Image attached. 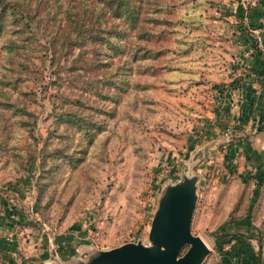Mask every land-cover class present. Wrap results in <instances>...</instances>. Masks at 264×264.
<instances>
[{
    "label": "rangeland",
    "instance_id": "rangeland-1",
    "mask_svg": "<svg viewBox=\"0 0 264 264\" xmlns=\"http://www.w3.org/2000/svg\"><path fill=\"white\" fill-rule=\"evenodd\" d=\"M176 2L172 50L162 68L159 58L140 62L143 73L132 75L113 115H95L106 126L91 140L55 123L53 105L76 89L70 93L65 82L56 87L46 56L34 55L41 65L38 80L21 81L15 89L1 83L0 141L6 151L0 150V221L7 218L0 228L7 239L0 246L2 264L17 263L8 253L21 264H81L89 250L148 244L159 190L193 174L198 183L191 231L209 247L200 264H264V144L257 132L263 129L212 126L221 120L211 111L225 90L235 95L239 89L221 80L226 57L211 47L234 42L235 18L241 10L243 18L261 10V1ZM256 16L252 26H264V13ZM227 30L232 34L225 36ZM19 88L34 90L27 105L36 118L31 129L18 126L16 111L4 108L5 102L20 103ZM57 151L81 159L67 161Z\"/></svg>",
    "mask_w": 264,
    "mask_h": 264
},
{
    "label": "trees",
    "instance_id": "trees-1",
    "mask_svg": "<svg viewBox=\"0 0 264 264\" xmlns=\"http://www.w3.org/2000/svg\"><path fill=\"white\" fill-rule=\"evenodd\" d=\"M177 4L176 0H0V67L4 69L0 85L9 83L15 89L21 81L38 80L41 65L33 58L46 56L56 87L65 82L70 93L76 91L73 96L64 94L57 108L53 105L55 123L91 140L106 126L104 118L95 115H113L131 87L132 75L143 73L140 62L159 58L160 63L172 50L168 41L177 23ZM40 36L47 42H39ZM17 94L24 97H17L20 103L5 102L4 108L16 111L18 126L31 129L36 118L27 105L34 90L19 88ZM4 145L0 141V150L6 151ZM67 155L55 152L67 161L81 159Z\"/></svg>",
    "mask_w": 264,
    "mask_h": 264
},
{
    "label": "water",
    "instance_id": "water-1",
    "mask_svg": "<svg viewBox=\"0 0 264 264\" xmlns=\"http://www.w3.org/2000/svg\"><path fill=\"white\" fill-rule=\"evenodd\" d=\"M197 183V175H183L159 190L148 234L150 243L127 241L108 249L89 250L88 258L79 263L200 264L209 247L191 231Z\"/></svg>",
    "mask_w": 264,
    "mask_h": 264
},
{
    "label": "crops",
    "instance_id": "crops-1",
    "mask_svg": "<svg viewBox=\"0 0 264 264\" xmlns=\"http://www.w3.org/2000/svg\"><path fill=\"white\" fill-rule=\"evenodd\" d=\"M260 4H262L261 10L253 11V15L248 12L249 17L243 18L242 15L245 13L242 10L237 15L235 19L238 24L234 27L236 31L233 32L234 37L229 39L234 42L229 43V46L212 45L211 47L213 50L219 47V51L226 57V61L223 60V62L227 71H223L224 76L220 77L221 80L230 83L231 87L239 88L237 92L235 91V95H232L230 89L227 92L224 89L225 92L218 96L222 100L220 104H217L219 102L213 98L215 103L211 111L221 120L213 121L215 124L212 126H236L243 128L246 132L263 129L257 132L261 133V141L264 144V26H252L253 18L257 19L258 13L261 15L264 13V0ZM260 20L259 24H264V16H261ZM224 34L228 36L232 32L227 30ZM209 64L211 67L214 66L212 62ZM223 120L225 122H222ZM6 221L7 218L1 216V229L7 227ZM6 242L7 239L0 233V246L5 247ZM7 256H11L17 262L12 264H21L18 263L21 262L20 258L10 253ZM4 257L0 253V264L4 262ZM24 259H30V256H25Z\"/></svg>",
    "mask_w": 264,
    "mask_h": 264
},
{
    "label": "built area",
    "instance_id": "built-area-1",
    "mask_svg": "<svg viewBox=\"0 0 264 264\" xmlns=\"http://www.w3.org/2000/svg\"><path fill=\"white\" fill-rule=\"evenodd\" d=\"M260 1H262V0H252V2H251V3H252L253 5H255V4H257V5H258ZM233 11L235 12V11H236V9L234 8V9H233Z\"/></svg>",
    "mask_w": 264,
    "mask_h": 264
}]
</instances>
